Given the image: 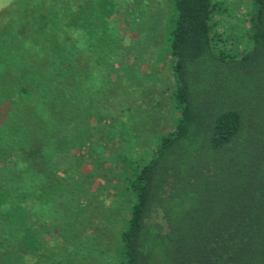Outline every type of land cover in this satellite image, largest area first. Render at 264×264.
Listing matches in <instances>:
<instances>
[{
    "label": "trees",
    "instance_id": "trees-1",
    "mask_svg": "<svg viewBox=\"0 0 264 264\" xmlns=\"http://www.w3.org/2000/svg\"><path fill=\"white\" fill-rule=\"evenodd\" d=\"M171 2L170 23L155 31L167 29L158 57L169 58L174 125L124 175L133 200L110 203L105 221L125 216L114 239L101 227L87 237L83 260L115 244L120 264H264V0H249L248 26L235 18L240 28L235 19L218 25L217 0ZM11 3L10 19L0 23V106H8L0 121V210L32 245L44 246L39 238L48 234L55 245L70 242L72 254L73 245L85 248L75 222L87 204L65 201L96 190L68 164L74 181L53 164L86 133L80 120L95 108L99 121L112 119L131 136V119L106 113L91 95L100 80L115 82L98 78L103 61H118L132 45L110 39L112 16L98 0ZM102 36L113 46L108 52L98 49Z\"/></svg>",
    "mask_w": 264,
    "mask_h": 264
},
{
    "label": "rangeland",
    "instance_id": "rangeland-1",
    "mask_svg": "<svg viewBox=\"0 0 264 264\" xmlns=\"http://www.w3.org/2000/svg\"><path fill=\"white\" fill-rule=\"evenodd\" d=\"M217 1L224 8V12H216V19L223 18V22L218 24L220 27L222 23L229 25L231 19L235 18L248 26L249 0ZM12 5L11 0H0V23L10 19ZM98 6L111 13L112 20H108V29L113 37L110 39L121 45L132 46L118 61H103L107 69L99 73L98 78L101 79L103 74L104 79L115 82L110 84L111 82L100 80L99 87L92 90L91 99L100 98L98 103L107 107L105 110L108 114L113 112L112 115L115 116V112H118L120 117L128 116L131 119V136L121 135L117 131L119 125H112V119L99 121L101 110L98 108L91 110L87 117L82 116L80 121L84 124L86 133L75 138L76 145H64L68 151L53 166L57 168L56 172L60 177L74 181L77 174L64 171V163L68 164L75 169L74 172L86 175L92 189L96 190L94 197L89 196L88 200L81 195H68L69 201H65L71 205L82 201L87 204L84 214L78 215L75 222L80 229L85 248L78 251L73 245L71 254L67 251L70 242L67 245H55L48 234L39 238L43 239L44 246L32 245L26 235L21 236V231L12 230L9 218L0 210V264H120L115 244H107L106 253L98 255L97 259L88 256L83 260L84 255L90 253L86 239L96 236L101 227L105 229L107 238L114 239L125 216L116 214L110 222L105 221L110 217V203L115 196L120 205L133 200L124 175H129L130 169L137 164L135 161L145 159L152 152L155 137L174 125L177 111L170 100L173 78L169 69V58L158 57L160 48L166 44L164 41L167 29L164 26L162 34L155 31L156 25L166 22V16L173 11L171 0H98ZM237 19L234 23L240 28L242 24ZM167 21L170 23L169 19ZM105 37L98 40V49L108 52V48L112 49L113 46L109 45V38ZM133 48L135 50L131 51ZM92 80L94 83L99 82L98 79ZM0 107L1 121L8 106L2 104ZM109 129L116 136L111 135ZM127 156L131 162L125 161L124 157ZM7 157L12 159L13 154H8ZM100 219L101 222L98 221ZM101 237L98 239L105 242L106 236Z\"/></svg>",
    "mask_w": 264,
    "mask_h": 264
}]
</instances>
